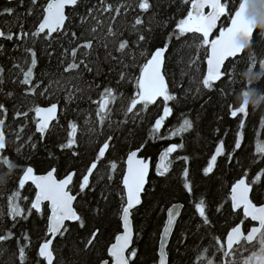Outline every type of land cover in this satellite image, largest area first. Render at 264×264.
Returning a JSON list of instances; mask_svg holds the SVG:
<instances>
[{"label": "snow or ice", "instance_id": "snow-or-ice-1", "mask_svg": "<svg viewBox=\"0 0 264 264\" xmlns=\"http://www.w3.org/2000/svg\"><path fill=\"white\" fill-rule=\"evenodd\" d=\"M25 0H19V5L24 6ZM182 3L189 5L187 14L176 22L175 28L168 33L167 42L162 47L157 46L155 50L141 47V44L148 41L149 38L144 31L151 32V27L143 28L144 20L141 15L134 18L131 27L136 40L120 38L114 39L116 47L110 50L107 39L122 37V33L117 32L115 24L119 17L126 16L133 5L128 0H120L119 3L113 4L109 0H97V3H91V0H44L41 4L40 0H29V6L25 13L21 15L33 16L39 11L37 23L33 30H25L24 23L20 22V16L16 14L13 7H5L0 10V16H16L18 22V31H13L9 27L7 31L0 29V39L12 42L14 47L12 51H18L23 47V63L18 62L16 57L11 55L8 58L12 61V69H16L19 73L17 79L13 83L21 86V92L25 96L46 95L48 88L42 91V81H38L35 76V70L38 67L39 55L35 49V42L43 39L48 42L45 54L49 60L54 55L52 47L53 41L59 37H70L69 43L73 47H64L59 64L63 74L74 73L75 75H62L60 80L53 81L57 85L61 81H66L63 91L66 93L64 97L65 112L67 105L74 102L75 94H83L85 88H81L73 81H83L84 74H90L91 80L85 81L88 91L102 89L99 92L98 99L91 96L88 100L95 105V120L91 119L89 113L85 120L84 126L88 127V132L92 135H103L104 139L99 142L98 150L94 154L89 155L88 163L84 166V171L80 173V179L74 181L77 177V170L70 166L66 170L63 178H57L58 167L50 166L45 174H36L35 167L27 164L22 167L19 175L17 186L7 196V210L0 212V221L5 217L11 221L9 227L6 223L0 228V244H6L8 241H14L18 264H28V251L32 247L29 232L22 231L19 236L15 229L20 226L21 221L28 222L30 219L35 220L37 217L45 222V230L43 232L42 242L37 245L36 264H58L56 259V245L66 242L67 237L71 235L72 224L78 225L80 229L87 227V221L83 215L79 213L75 207L78 197H86L88 192H95V187L90 181L94 173L98 172V166L102 161L108 160L106 153L112 149L114 141L117 137L109 132L104 133L105 127L112 128L113 106L118 101L127 100V104H121V113L124 117L119 121L120 126L127 125L129 122L136 124L144 122L147 115L150 114V106L158 105V101L162 100V112L157 111L154 117V123H150L148 131V139L171 140L180 137V143H170L160 152L155 164V173L158 177L166 178L170 172L174 153L178 150L185 149L183 142L186 133L194 129V122L183 115L182 121L178 126L168 130V134L162 133L166 120L173 114V107L169 102H177L178 96L170 90V85L166 79V52L169 50V43L173 37L179 41L187 34H195L196 40L193 46L197 53L199 49H206V71L202 72V78L199 81L196 92L199 94L201 88L207 92L216 90L217 82H222L226 77H233L234 70H230L226 62L230 58H237L245 49H249L255 41V33L257 29L253 26V21L246 16V4L244 0H237L236 6L231 7L229 0H182ZM82 4H85V12L80 14V24H87L89 20L94 21L88 29L92 38L83 39L82 42L76 43L82 39L76 31L69 29V22L72 21L73 14ZM136 8L140 13H148L152 5L149 0H137ZM207 9V11H206ZM71 10V12L69 11ZM259 11L264 12V5ZM107 16L111 21L105 29V40L101 43V47L105 50L103 63H108L109 68L107 74L117 71L119 66L117 85L130 84L133 91L127 97L125 93L111 86V84L96 83V78L106 76L102 62L97 52L93 58V47L97 43L96 34L104 29V19ZM228 17L226 26H220L218 22L222 17ZM218 30V34H215ZM264 36V32H261ZM31 38L33 45L28 46L27 41ZM135 44V49L130 45ZM85 51L81 54L80 50ZM138 50L142 62H137L136 51ZM7 50L3 44H0V55H6ZM125 57L132 62L126 61ZM199 56L190 61V67L197 64ZM251 64L247 68L250 73H259L264 76V58L259 60V72H254L253 68L257 62L255 55L250 56ZM96 65L93 67V65ZM137 69L138 72L131 71ZM11 71V69H9ZM197 71H201L197 65ZM5 68L0 66V93L11 99L15 96V92H4L5 84ZM43 75H50L45 71ZM50 86V85H49ZM222 91V89H221ZM187 95V93H186ZM211 100V97H209ZM208 101H206L207 103ZM159 107V105H158ZM203 107V105H202ZM13 115L12 120L16 121L20 118L28 120L35 125V132L28 135L27 139L23 138V133L28 124H21L15 131L17 144L16 151L27 146L32 152L38 149V143L33 142V136L39 134V142L43 143L48 135H50L51 127H54L53 121L59 123L58 102H51L48 106H39L33 104L31 108L22 111L19 107L13 106L11 109ZM10 109L0 103V163L6 165L10 170L18 167L11 158L5 155L7 149V133L5 128L8 127ZM30 113H34L30 117ZM249 113L247 106L240 104L238 107L228 106V116L230 119L238 121V130L235 133L234 146L231 151L226 150L224 140H220L216 145L214 153L207 164L202 169L204 177L214 175L215 169L218 167V158L224 157L229 165L233 161L237 165L241 164V160L237 158V152L243 151L242 145L245 140L244 129L246 119ZM261 127L264 128V119L261 120ZM80 125L76 121H67L66 138L63 142L58 143L57 147L64 155L73 158L76 162L82 155L80 149V140L78 136V128ZM99 129V131H97ZM219 132V129H217ZM226 135V134H225ZM259 136V133L257 134ZM147 141L141 142L134 150L127 152L126 159L122 161L123 169L120 170L119 185L116 188L115 196L119 199L118 217L119 223L114 239L110 241L104 252L101 254L96 264H135L138 256V249L134 247L135 239L138 233L134 227V210L143 203V195L146 192L145 185L148 183L149 172L151 169V158L141 157L139 153L144 151ZM48 158L59 160V157L52 151H48ZM29 160L31 157L28 158ZM176 159L182 160L185 167L182 170L183 188L189 193L193 192V181L190 178V168L188 167L190 157L188 155L177 156ZM251 163L264 164V139H257L255 144L254 158ZM120 167L116 159L108 160L106 172L100 175L96 181L97 184L102 180H106L105 189L101 191L100 197L105 203L109 197L113 195L111 190L113 183L116 181L117 170ZM4 180H0V185L4 184ZM78 184V192H73L72 188ZM34 186V196L24 195L28 186ZM229 190L222 202L218 203L215 212L218 215L227 213L234 216L233 224L226 230L223 236L213 235L216 253L220 256V260L207 257L208 249L205 248L198 254L196 264L206 261V264H264V202L259 201V192L264 191V166L259 168L253 175H249V170L243 171L228 186ZM46 204V209H45ZM183 205L173 204L167 209V217L163 224L162 231L159 233L158 249L156 250L155 264H172L171 260V243L170 239L174 235V228L178 227L179 211ZM94 216H100L103 212L99 202L96 207L90 210ZM210 206L202 197L195 203V213L198 220L195 224L196 232L213 226L209 213ZM247 222V223H246ZM102 235L99 227H93L84 243V251H89L95 246L99 237ZM188 230L183 231L177 237V251L179 244L187 241ZM5 249H0V254ZM247 253V255H245Z\"/></svg>", "mask_w": 264, "mask_h": 264}, {"label": "trees", "instance_id": "trees-1", "mask_svg": "<svg viewBox=\"0 0 264 264\" xmlns=\"http://www.w3.org/2000/svg\"><path fill=\"white\" fill-rule=\"evenodd\" d=\"M109 2L116 4L120 0H109ZM128 2L133 5V8L128 11L126 16L122 15L116 21V30L118 34L122 33V37L118 35L117 38L107 39L110 50H114L116 47L114 39L124 38L133 42L136 40L137 37L133 34L131 25L137 15L142 16L144 29L148 27L152 29L151 32L144 31V34L149 40L142 43L141 47L150 50H155L157 46L162 47L167 42L168 33L175 28L176 22L179 19L186 16L187 8L189 7V5L183 4L182 0H149L152 5L149 12L140 13L139 9L135 7L137 0H128ZM40 3L43 4L44 0H40ZM91 3H97V0H91ZM236 3L237 0H229L231 7H235ZM85 4H87V0H85ZM85 4L80 6L76 14H73L72 21L68 25L69 29L76 31L78 35L82 36V39L76 43L82 42L83 39L92 38L88 29L94 21L89 20L87 24H80V14L85 12ZM28 6L29 0H25L23 7L19 5V2L0 0V10H3L5 7H13L16 9V14L20 16V22L24 23L25 30L31 31L37 23L39 11L33 16L21 15L25 13ZM69 11L71 12V10ZM102 18L104 19L105 27L96 34L97 43L93 47V58H95L98 52L106 76L97 77L96 83L103 82L104 84H111L112 87L124 92L127 97L133 89L130 84H116L119 78V66L117 65V71L107 74L109 64L103 63L105 50L100 45L105 40V29L111 21L107 16ZM227 23V16L222 17L218 22L220 26H226ZM9 27H12L13 31L19 30L16 16H0V29L7 31ZM215 34H218V30ZM196 38V35L191 33L182 37L179 41L173 37L169 43V50L165 54L167 68L166 79L170 85V90L179 99L178 103L169 102V105L173 107V114L166 120L165 127L161 131L167 135L169 129L178 126L182 121V114L187 115L188 118L193 120L194 129L184 136L183 142L186 145L185 149L178 150L177 153L173 154V164L166 178L155 176L152 170L153 166L151 168L146 192L142 197L143 203L134 211V227L138 233L134 244V247L138 249L135 264H155L156 245L159 230L164 221V212L174 203H181L183 209L178 219L179 226L174 229V235L170 239L172 264H196L198 254L205 248L208 249L207 257L212 258L215 255V259L217 260L219 255L216 253L215 242L212 236H223L226 230L233 224L235 217L227 213L218 215L215 212L216 205L223 201L228 192V186L243 171L249 170V175L251 176L259 171L261 166H264V164L253 165L251 163L254 158L257 139H264V128L261 127L260 123L264 119V104H261L255 108L247 107L249 115L246 119L244 129L245 140L242 145L243 151H238L236 154L237 158L241 160V164L237 165L233 161V164L229 165L224 157H220L218 158V167L215 169L214 175L204 177L201 172L208 157L212 154L220 140L225 141L227 151H231L234 146L235 133L238 130V121L229 118L228 106L238 107L240 105L238 96L241 90L246 87H254L264 92V76H261L252 85H248L243 78L244 71L251 64V55H255L257 58L253 71H260L259 60L264 58V36H261L257 27L255 41L251 47L246 49L241 56L229 60L226 63L230 70H234V76L231 78L226 77L222 82H217L215 91L207 92L201 88L199 94L196 92V88L202 78V72L206 68V49L201 48L197 53L196 48L193 46V41ZM69 39L70 37L61 36L53 41L52 47L49 49L54 50V55L51 60L45 54L48 42L43 39L35 42V49L39 55V63L35 70V76L38 81H42L41 88L37 91L40 92L45 87L48 88V93L43 96H25L21 92V86L18 83H13V80L18 78L19 73L16 69H12V61L8 56L16 57L18 62L23 63V47L13 52V43L0 39V44H3L7 50L6 55H0V66L5 68L4 92H15V96L11 99L7 98L3 93H0V103H4L10 109L9 119L7 121L8 127L5 128L7 133V149L4 154L9 156L12 162L18 166L10 170L6 165L0 163V180L5 181L4 184L0 185V212H6L7 196L16 188L23 166L27 164L33 165L36 174H44L49 170L50 166H57L58 177L64 175L70 166L72 169L77 170L78 174L77 177H74V181H78L80 179V173L84 171V166L88 163L89 155L94 154L98 150L99 142H102L104 139L103 135L97 136L88 132V127L91 125L84 126V120L89 113L91 114V119L95 120L94 111L96 106L90 103L88 97L91 96L93 99H98L99 92L102 91V89L87 90L85 81L91 80L92 76L85 73L83 81H73V83L78 84L81 88H85V91L83 94H75L74 102L67 105L66 112L64 103L66 93L63 91L66 81L62 80L60 85L53 82L60 80L62 75H75L74 73L63 74L59 64V58L63 52L61 44L69 48L74 46L69 43ZM27 44L28 46H32L33 40L29 38ZM130 47L135 49V44L133 43ZM84 51V49H81L80 53L82 54ZM197 56H199L197 64L190 67V61ZM125 59L129 63L132 62L127 57ZM136 60L137 62H142L138 50L136 51ZM197 65L201 71H197ZM95 66L94 64L93 67ZM45 71L49 72L50 75H43ZM131 71L138 72L137 69H132ZM209 97H211V100H209ZM50 101L58 102L59 123H53L55 126L51 127L50 135H48L43 143L39 142L38 134L33 136V142L38 143V149L35 152H32L25 146L18 153L16 148L19 142L16 140L15 131L21 124H28V127L25 128V132L22 134L26 140L28 135H32L35 132V125L23 118L13 121L11 109L15 105L22 111H26L33 104L48 106ZM206 101L208 102L206 103ZM121 104L126 105L127 100L125 99L115 103L112 114V128L105 127L104 129L105 134L111 132L117 137L112 149L106 153L108 160L116 159L120 165L117 170L116 181L111 188L113 195L105 203L101 200L100 193L105 189L107 181L102 180L99 184L96 183L98 177L104 175L107 170L106 165L108 160H104L98 166V172L94 173L93 177H90V181L96 189L95 192H88L86 197H78V200L75 202V207L87 221V227L80 229L78 225L72 224L71 235L67 237L66 242H61L56 245L55 255L58 264H96L101 254L106 255L104 249L114 239V235L117 232L119 223L117 214L119 199L115 196V191L119 185L120 170L124 167L122 161L126 158L127 152L130 149L134 150L141 142L146 140L147 144L144 151L140 153V156L150 157L151 164H154L158 155L165 147L170 143L181 142L180 137H175L171 140L148 139L150 123H154V117L157 115V111L162 112V100L158 101L159 107L158 105L150 106V114L145 117L143 123L137 121L135 125L131 122L124 126L118 124L119 121L124 119L121 113ZM29 115L31 117L34 113H30ZM69 120L76 121L80 125L78 128V136L80 140L79 150L82 155L75 163H73V158L61 153L57 147L58 143L63 142L66 138L67 133L65 129L67 127V121ZM217 129H219V132H217ZM258 133L259 136L257 135ZM48 151L54 152L59 157V160L49 159ZM180 155H188L190 157L188 167L190 168V178L193 181V192L191 195L183 188L182 170L185 164L182 160L176 159ZM29 157H31L30 160L28 159ZM72 190L74 193L78 192V184ZM23 194L32 197L34 190L31 186H28ZM202 197L211 208L209 215L213 226L196 232L195 224L198 216L195 213V203ZM258 198L259 201L264 198V191L259 192ZM98 202L103 212L97 217L90 210L95 208ZM5 223L9 227L11 226V221L5 217L3 221H0V228ZM93 227H99L102 235L93 248L89 251H84V243L82 241L87 240ZM44 230L45 222L38 217L35 220L30 219L28 222L21 221L20 226L15 229L17 236L22 231H26L29 232L31 237L32 247L28 251V264H36L37 245L42 242ZM185 230H188V239L179 244V251H177V237ZM0 249H5L0 254V264H18L17 256L13 255L16 252L14 241L0 244ZM201 264H206V261H201Z\"/></svg>", "mask_w": 264, "mask_h": 264}, {"label": "clouds", "instance_id": "clouds-1", "mask_svg": "<svg viewBox=\"0 0 264 264\" xmlns=\"http://www.w3.org/2000/svg\"><path fill=\"white\" fill-rule=\"evenodd\" d=\"M258 30L264 32V14L260 16L258 21ZM261 76L259 73H250L248 70H245L243 73V78L248 85L257 82ZM238 101L239 104L246 105L247 107H259L261 104H264V92L254 87H246L241 90Z\"/></svg>", "mask_w": 264, "mask_h": 264}, {"label": "water", "instance_id": "water-1", "mask_svg": "<svg viewBox=\"0 0 264 264\" xmlns=\"http://www.w3.org/2000/svg\"><path fill=\"white\" fill-rule=\"evenodd\" d=\"M8 2H19V0H7ZM244 2H245V4H246V16L248 17V18H250L252 21H253V26L257 29V27H258V21H259V19H260V16L262 15V14H264V12H261V11H259V9L261 8V6L262 5H264V0H244ZM206 11H207V9H206ZM244 51H246V49L244 50ZM244 51L242 52V53H240L239 55H238V57L239 56H241L243 53H244ZM229 60H233V58H230ZM228 62V61H227ZM226 62V63H227ZM205 71H206V68H205ZM55 121H53L52 123H54ZM36 134H38V133H36ZM39 135V134H38ZM139 155H140V153H139ZM127 156V155H126ZM126 159V158H125ZM151 170V169H150ZM45 174V173H44ZM38 175H40V174H38ZM149 175H150V172H149ZM63 178V177H62ZM149 178V177H148ZM30 186V185H29ZM146 186H147V184L145 185V188H146ZM33 189H34V186H31ZM34 191H35V189H34ZM264 202V201H263ZM75 203V202H74ZM174 204H176V205H182L181 203H174ZM46 205V204H45ZM173 205V204H172ZM171 205V206H172ZM170 206V207H171ZM168 209V208H167ZM182 209H183V207L182 208H180L179 209V211H180V213L182 212ZM135 211V210H134ZM166 217H167V210L165 211V217H164V222H165V220H166ZM180 217H178V219H179ZM164 222H163V224H164ZM163 227V226H162ZM175 229V228H174ZM162 231V228H161V230H160V232ZM158 243H159V236H158V240H157V246H156V250L158 249ZM156 259H157V256H156Z\"/></svg>", "mask_w": 264, "mask_h": 264}, {"label": "flooded vegetation", "instance_id": "flooded-vegetation-1", "mask_svg": "<svg viewBox=\"0 0 264 264\" xmlns=\"http://www.w3.org/2000/svg\"><path fill=\"white\" fill-rule=\"evenodd\" d=\"M214 150H215V149H214ZM214 150H213L212 154L214 153ZM212 154H210V156L208 157V159H210V157H211ZM158 156H159V155H158ZM219 158H220V157H219ZM157 159H158V157H157ZM157 159H156V161H155L154 164H151V168H152V166H153V169H152V170H153L155 176H157L156 173H155V164H156V162H157ZM208 159H207V160H208ZM206 164H207V161H206ZM206 164L204 165V167L206 166ZM202 169H203V168H202ZM150 172H151V170H150ZM201 172H202V171H201ZM63 176H64V175H62V176H60V177L57 176V178L59 179V178H62ZM33 190H34V189H33ZM228 190H229V189H228ZM33 196H34V194H33ZM263 200H264V198L261 199L260 202H263ZM45 209H46V205H45ZM166 210H167V209H166ZM166 210H165V211H166ZM164 217H165V212H164ZM163 222H164V221H163ZM246 223H247V222H246ZM162 226H163V224H162ZM162 226H161V228H162ZM161 228H160V230H161ZM160 230H159V233H160ZM158 236H159V235H158ZM156 246H157V245H156ZM37 251H38V249H37ZM155 256H156V252H155ZM155 262H156V261H155Z\"/></svg>", "mask_w": 264, "mask_h": 264}, {"label": "rangeland", "instance_id": "rangeland-1", "mask_svg": "<svg viewBox=\"0 0 264 264\" xmlns=\"http://www.w3.org/2000/svg\"><path fill=\"white\" fill-rule=\"evenodd\" d=\"M245 255H247V253H245ZM220 260V256H218V259H217V261H219Z\"/></svg>", "mask_w": 264, "mask_h": 264}]
</instances>
